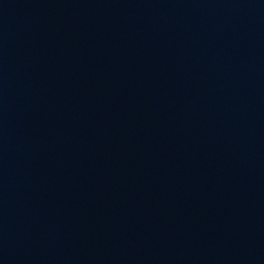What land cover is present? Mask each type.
Returning <instances> with one entry per match:
<instances>
[{
  "label": "water",
  "instance_id": "1",
  "mask_svg": "<svg viewBox=\"0 0 264 264\" xmlns=\"http://www.w3.org/2000/svg\"><path fill=\"white\" fill-rule=\"evenodd\" d=\"M0 264H264V0H0Z\"/></svg>",
  "mask_w": 264,
  "mask_h": 264
}]
</instances>
